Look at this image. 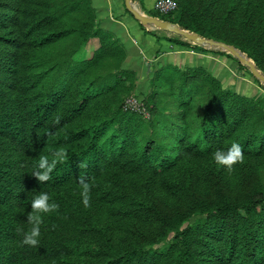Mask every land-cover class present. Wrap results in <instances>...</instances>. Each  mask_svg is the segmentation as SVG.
Instances as JSON below:
<instances>
[{
    "label": "trees",
    "instance_id": "16d2710c",
    "mask_svg": "<svg viewBox=\"0 0 264 264\" xmlns=\"http://www.w3.org/2000/svg\"><path fill=\"white\" fill-rule=\"evenodd\" d=\"M176 1L149 15L237 47L264 73V0ZM127 58L93 0H0V264H264V97L186 54V66L161 62L145 117L125 109L137 89ZM233 143L245 159L229 172L213 157ZM61 148L68 159L40 184V156ZM44 192L59 207L40 244L24 245Z\"/></svg>",
    "mask_w": 264,
    "mask_h": 264
},
{
    "label": "rangeland",
    "instance_id": "374dc122",
    "mask_svg": "<svg viewBox=\"0 0 264 264\" xmlns=\"http://www.w3.org/2000/svg\"><path fill=\"white\" fill-rule=\"evenodd\" d=\"M135 1H138V0H134V3H135ZM139 9L142 12H144L142 10V8H139ZM152 14H158L159 15V13L156 11H153ZM160 16L166 18V16H163V15H160ZM147 28H149V30L141 29L143 32L142 37H144V39H145V37L150 38V40L154 39L152 41L153 43L159 44L160 38H177V39L185 40L186 42H189L181 36L162 31V30L155 28L153 26H150ZM189 43L192 46H195V49L194 50L190 49L189 53L200 55V56H205V57L208 56L214 60H217L218 67H216L210 63H208L206 65L208 67H210L213 74L215 73V75L218 77L222 76V79L225 81V84H227V86H233L232 85L233 84L232 79L234 76L236 78V81L246 80L248 83H250L249 90L248 91H247V89L245 90L250 97H253V98H256L259 96L264 97V83L261 82L260 80H258L257 78H255L254 75L252 74L250 68L248 66L242 64L239 61V59L236 58L232 53H229V52H227L221 48L207 47L204 45H196V44H193L191 42H189ZM144 45H146V47H147L145 49V55H146L145 60L149 62V66H150V63L155 64V62H159L161 58L158 55V51L160 49H154L153 50L151 47V44L148 42V40L144 43ZM159 48H160V45H159ZM88 53H89L88 50H86V51L82 52V56H87ZM171 59L173 61H176V63H179L180 65L182 64L183 66H186L184 61H181L183 59V57H181V59L178 61L177 55H172ZM190 63H191L190 65H193V64H196L199 62L197 59H195V60H193V62H190ZM240 64H242L243 67L239 68ZM160 66L161 65L159 63L155 64L154 70L152 69L151 66L149 69L147 66H143V67L139 66L138 67V73H136L137 74V82H136L137 83V89L135 91V94L131 95L127 100V103H128L129 99L133 98V101L131 104L132 108L128 107L129 109H132L131 111H133L135 109V112L141 113L145 117L150 116L149 110L147 109L146 105L143 102H141L139 99H140V97H142L141 94H144L148 89L151 92V90L153 89L152 86H150L151 78H153V75H155V73L159 70ZM128 67H130V69H132V66L130 64L128 65ZM223 67L227 68L230 73L226 74L225 72H223L221 70V69H223ZM223 73H225V75ZM149 86H150V88H149ZM236 88L238 89L239 86Z\"/></svg>",
    "mask_w": 264,
    "mask_h": 264
},
{
    "label": "crops",
    "instance_id": "0c3cea01",
    "mask_svg": "<svg viewBox=\"0 0 264 264\" xmlns=\"http://www.w3.org/2000/svg\"><path fill=\"white\" fill-rule=\"evenodd\" d=\"M94 6L96 7L97 13L99 15V20L101 27L113 32L118 36L124 43L128 51V58L125 66L128 67L130 64L132 69L136 70L138 73L139 66H150L154 70V65L161 62H166L167 60L173 61L171 59L172 55H177V60L179 61L182 55H189L187 50H174L166 51L168 47V42L166 40L159 41L158 43H153L150 38L142 37L143 32L141 29L149 30L146 26H143L140 21L136 20L134 16L130 14L126 8L125 0H93ZM157 0H138L136 5L138 8L149 14L152 11H156L155 3ZM169 36V35H168ZM139 39V40H138ZM152 39V38H151ZM148 40L151 44L152 49H162L164 50L159 62L151 64L145 60V49L147 48L144 43ZM160 45V48H159ZM166 46V47H165ZM189 53V54H188ZM208 57V56H207ZM210 58V57H209ZM176 62V61H174ZM130 68V67H129Z\"/></svg>",
    "mask_w": 264,
    "mask_h": 264
},
{
    "label": "clouds",
    "instance_id": "9594fccd",
    "mask_svg": "<svg viewBox=\"0 0 264 264\" xmlns=\"http://www.w3.org/2000/svg\"><path fill=\"white\" fill-rule=\"evenodd\" d=\"M58 122L59 121H57V123ZM67 159L68 152L63 148L54 151L51 156L47 154L41 155L31 175L34 176L40 184L47 182L52 178L51 174L56 169L57 165L64 163ZM213 159L217 166L224 167L231 172L236 164L244 162L245 155L242 146L239 143H233L227 152L217 150L214 153ZM79 184L82 203L85 208H88L90 207L92 185L84 177L79 178ZM58 207L59 205L54 201L50 202V196L46 192L40 193L32 200V212L28 215V222L31 228L23 234L22 243L24 245L36 247L40 244L43 217L56 212Z\"/></svg>",
    "mask_w": 264,
    "mask_h": 264
},
{
    "label": "water",
    "instance_id": "95a60500",
    "mask_svg": "<svg viewBox=\"0 0 264 264\" xmlns=\"http://www.w3.org/2000/svg\"><path fill=\"white\" fill-rule=\"evenodd\" d=\"M126 8L134 16V18L143 26L150 27L153 26L162 31L169 32L174 35H178L186 39L187 41L196 44L204 45L207 47L221 48L229 53H232L239 61L248 66L255 78L264 83V73L257 67L253 59H251L246 53L242 52L237 47L225 43L223 41H218L215 39L204 37L198 33L191 32L182 28L179 24L174 23L170 20L161 19L158 16L148 15L142 12L134 3L133 0H125Z\"/></svg>",
    "mask_w": 264,
    "mask_h": 264
},
{
    "label": "built area",
    "instance_id": "2783aa9c",
    "mask_svg": "<svg viewBox=\"0 0 264 264\" xmlns=\"http://www.w3.org/2000/svg\"><path fill=\"white\" fill-rule=\"evenodd\" d=\"M135 5H138L137 1H135ZM155 9L160 15H169L178 9V3L176 0H157L155 3ZM132 101H133V98L129 99L128 103L126 102L125 109H129L128 107L132 108L131 106ZM133 111H135V109Z\"/></svg>",
    "mask_w": 264,
    "mask_h": 264
}]
</instances>
